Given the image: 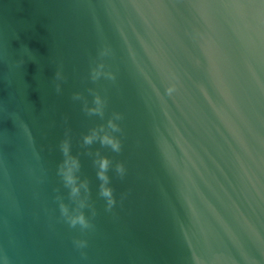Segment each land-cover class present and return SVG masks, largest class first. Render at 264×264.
Wrapping results in <instances>:
<instances>
[{"label":"water","instance_id":"95a60500","mask_svg":"<svg viewBox=\"0 0 264 264\" xmlns=\"http://www.w3.org/2000/svg\"><path fill=\"white\" fill-rule=\"evenodd\" d=\"M0 264H264V0H0Z\"/></svg>","mask_w":264,"mask_h":264}]
</instances>
